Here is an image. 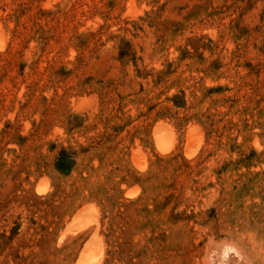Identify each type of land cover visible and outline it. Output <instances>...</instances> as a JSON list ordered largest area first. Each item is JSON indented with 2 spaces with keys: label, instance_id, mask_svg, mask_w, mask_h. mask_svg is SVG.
I'll list each match as a JSON object with an SVG mask.
<instances>
[{
  "label": "rangeland",
  "instance_id": "1",
  "mask_svg": "<svg viewBox=\"0 0 264 264\" xmlns=\"http://www.w3.org/2000/svg\"><path fill=\"white\" fill-rule=\"evenodd\" d=\"M0 40V264H74L86 204L98 264H264V0H0Z\"/></svg>",
  "mask_w": 264,
  "mask_h": 264
},
{
  "label": "bare ground",
  "instance_id": "2",
  "mask_svg": "<svg viewBox=\"0 0 264 264\" xmlns=\"http://www.w3.org/2000/svg\"><path fill=\"white\" fill-rule=\"evenodd\" d=\"M2 46L3 42L0 40V50ZM154 128L153 139L155 147L159 152H167L172 147V132L167 126L162 124H159ZM200 138L201 137L197 129L191 128L187 131L185 138V154L188 157H193L197 154L199 147L201 146ZM132 163L139 170H143L146 167L145 159L138 152H133ZM37 185V191H39L40 193H43L46 190V183L44 181L38 183ZM95 208L96 207H93L92 205L86 204L76 209L73 213L72 219H70L71 222L62 233V236L60 235V239H62L65 234H73L81 230H86L87 228L92 229V235L90 234L91 237L88 238L85 244L82 246L74 264H98L102 256L104 255L102 254V250H104V247H102V241H100L97 233L98 219L95 213Z\"/></svg>",
  "mask_w": 264,
  "mask_h": 264
}]
</instances>
